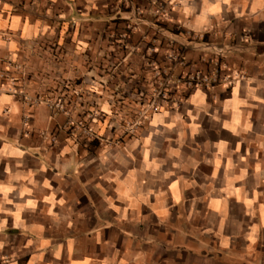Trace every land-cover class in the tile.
Wrapping results in <instances>:
<instances>
[{"label": "crops", "instance_id": "obj_1", "mask_svg": "<svg viewBox=\"0 0 264 264\" xmlns=\"http://www.w3.org/2000/svg\"><path fill=\"white\" fill-rule=\"evenodd\" d=\"M144 34L219 75L127 134ZM0 74V264H264V0H0Z\"/></svg>", "mask_w": 264, "mask_h": 264}, {"label": "built area", "instance_id": "obj_2", "mask_svg": "<svg viewBox=\"0 0 264 264\" xmlns=\"http://www.w3.org/2000/svg\"><path fill=\"white\" fill-rule=\"evenodd\" d=\"M143 11L139 8L136 11L137 15H141ZM165 13L164 4H159L158 11L153 12L154 16H160ZM136 24L128 22L125 26V31L123 33L110 32L109 38L112 41H117L118 38L125 39L127 31L135 30ZM158 30V29H157ZM159 31V30H158ZM151 35H143L142 41L129 44L130 51H135L136 49L141 50L142 43L146 42L147 46L145 48L146 53V67L150 76V84L148 89L142 91L138 100H139V108L134 112L129 118L123 119V130L124 133L132 134L136 131V129L141 125L144 119H147L148 116L156 112L160 109L161 105L168 102L177 103L179 101L177 91L186 92L188 89L193 87H210L215 81L218 79L219 69L216 68L213 73H204L202 71H186L183 73L176 72L177 66H184L185 61L182 57V53L178 50H174L173 48H169L162 55L159 54V42L158 39ZM196 35H194L195 37ZM171 42L174 40L169 39ZM119 42V41H117ZM2 75V74H0ZM228 78V75L224 76ZM136 83L128 82L125 85L124 91L118 96H122L123 93L131 92L133 86ZM16 91V90H13ZM21 92V91H20ZM22 93V92H21ZM24 99H31L27 95L23 94ZM116 95L112 97L111 103L117 106V98ZM33 102H38V97L32 98ZM61 101H57L54 105L57 108L62 109ZM119 108V107H117ZM116 108V109H117ZM85 132L89 133V129H85Z\"/></svg>", "mask_w": 264, "mask_h": 264}, {"label": "rangeland", "instance_id": "obj_3", "mask_svg": "<svg viewBox=\"0 0 264 264\" xmlns=\"http://www.w3.org/2000/svg\"><path fill=\"white\" fill-rule=\"evenodd\" d=\"M137 11V10H136ZM42 72V71H41ZM43 72H46V71H43ZM15 81H16V79H15ZM39 98V97H38ZM49 101H54V99H51V100H49ZM57 101H61L62 103H61V105H62V109H64V110H66V108H67V105L69 104L68 103V101L67 100H65V99H63V98H58L56 101H55V103H57ZM59 109H61V108H59ZM84 122V121H83Z\"/></svg>", "mask_w": 264, "mask_h": 264}]
</instances>
